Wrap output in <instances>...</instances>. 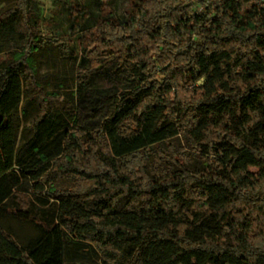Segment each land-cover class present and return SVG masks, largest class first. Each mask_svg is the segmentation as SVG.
<instances>
[{
    "label": "trees",
    "instance_id": "obj_1",
    "mask_svg": "<svg viewBox=\"0 0 264 264\" xmlns=\"http://www.w3.org/2000/svg\"><path fill=\"white\" fill-rule=\"evenodd\" d=\"M13 1L0 13V264H264V3L130 0L127 19L85 30L79 61ZM50 53L61 72L41 78ZM104 72L122 81L118 102L88 131L77 101Z\"/></svg>",
    "mask_w": 264,
    "mask_h": 264
},
{
    "label": "rangeland",
    "instance_id": "obj_2",
    "mask_svg": "<svg viewBox=\"0 0 264 264\" xmlns=\"http://www.w3.org/2000/svg\"><path fill=\"white\" fill-rule=\"evenodd\" d=\"M103 0H29L31 10V22L39 24L48 39L56 38L68 44L74 54L79 55V61L85 52L78 48V39L85 36V30L93 27L104 19H127L130 9V0H112L111 11L102 7ZM14 4L13 0H0V13ZM49 55H37L36 65L39 77H46L49 73H60L58 66H49ZM5 56H0V61ZM54 58L63 60L64 64L73 65L71 59L61 56L58 52ZM78 61V63H79ZM62 65V64H61ZM106 71V70H105ZM204 81H200L202 85ZM42 85L47 91L54 90V78H44ZM122 87V81L116 78H108L105 72L94 79L89 90L77 101L78 116L76 125L88 131H96L102 121L115 109L118 99L115 95ZM193 169H200L201 163L196 161ZM21 237L32 235L31 227H24L16 221L9 222ZM22 239V238H21Z\"/></svg>",
    "mask_w": 264,
    "mask_h": 264
},
{
    "label": "built area",
    "instance_id": "obj_3",
    "mask_svg": "<svg viewBox=\"0 0 264 264\" xmlns=\"http://www.w3.org/2000/svg\"><path fill=\"white\" fill-rule=\"evenodd\" d=\"M259 2H261V3H264V0H258Z\"/></svg>",
    "mask_w": 264,
    "mask_h": 264
}]
</instances>
